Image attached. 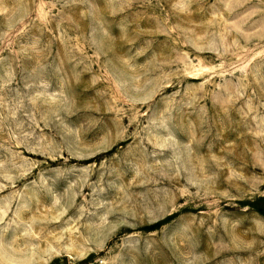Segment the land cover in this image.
<instances>
[{"label": "rangeland", "instance_id": "obj_1", "mask_svg": "<svg viewBox=\"0 0 264 264\" xmlns=\"http://www.w3.org/2000/svg\"><path fill=\"white\" fill-rule=\"evenodd\" d=\"M264 264V0H0V264Z\"/></svg>", "mask_w": 264, "mask_h": 264}, {"label": "trees", "instance_id": "obj_2", "mask_svg": "<svg viewBox=\"0 0 264 264\" xmlns=\"http://www.w3.org/2000/svg\"><path fill=\"white\" fill-rule=\"evenodd\" d=\"M51 264H57V261H53Z\"/></svg>", "mask_w": 264, "mask_h": 264}]
</instances>
